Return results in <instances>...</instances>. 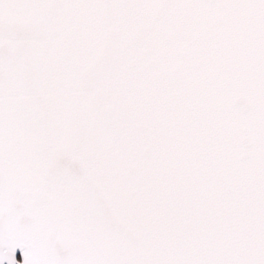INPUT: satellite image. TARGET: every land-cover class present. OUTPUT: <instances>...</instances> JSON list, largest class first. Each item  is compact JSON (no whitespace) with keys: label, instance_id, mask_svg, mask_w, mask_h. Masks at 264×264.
Masks as SVG:
<instances>
[{"label":"snow or ice","instance_id":"obj_1","mask_svg":"<svg viewBox=\"0 0 264 264\" xmlns=\"http://www.w3.org/2000/svg\"><path fill=\"white\" fill-rule=\"evenodd\" d=\"M0 264H264V0H0Z\"/></svg>","mask_w":264,"mask_h":264}]
</instances>
